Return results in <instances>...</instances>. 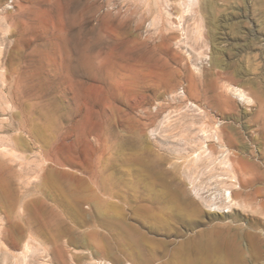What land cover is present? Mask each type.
<instances>
[{
    "label": "rangeland",
    "instance_id": "obj_1",
    "mask_svg": "<svg viewBox=\"0 0 264 264\" xmlns=\"http://www.w3.org/2000/svg\"><path fill=\"white\" fill-rule=\"evenodd\" d=\"M141 50L168 67L135 72ZM263 105L264 0H0V264H192L214 227L237 232L217 264H264Z\"/></svg>",
    "mask_w": 264,
    "mask_h": 264
},
{
    "label": "bare ground",
    "instance_id": "obj_2",
    "mask_svg": "<svg viewBox=\"0 0 264 264\" xmlns=\"http://www.w3.org/2000/svg\"><path fill=\"white\" fill-rule=\"evenodd\" d=\"M140 42H142V40ZM142 50L139 51L133 57V61H135V64H136L135 68H137V70L135 72H137V71L139 72L140 67L153 70V69H155L156 66H158L159 63H160V66H161V70L168 67V62L162 61L159 58L157 59L156 57H154L151 54L152 51L145 52V51H142ZM122 58H124V56H122ZM212 63H213V66H212L213 69L214 70H218L215 73V77L217 79L223 80V81L225 80L226 82H228V84H232L233 86H237V87H240V86L244 85V83L241 80H239V78L237 76V71L238 70H237V67H236L235 63L232 64L230 70L229 69L228 70L224 69L222 63L220 61H218V60H214ZM132 72H133V70H132ZM229 86H231V85H229ZM165 87L168 88L167 92L169 91L170 93H172V90H173L172 86L165 85ZM233 90H234V92L236 91L235 93L240 91V90L237 91V89H233ZM202 91L204 92V95L207 94L204 89H202ZM183 98H184V100H187L188 96L185 94V95H183ZM205 100H206V98H205ZM210 105H212V104H210ZM260 117L263 118V123H264V105H263V108H261V110L258 111V113L256 115V119H258ZM137 127L138 128L141 127L139 122H137ZM138 130H139L140 133L138 134V131H137L138 135L136 134V138L133 141V146H134V149H135V152H136L135 154L137 155L136 160H137V163H138V166H139L138 167V171L139 172L136 174V179H135V181L132 184L128 183L125 180H122V177H121V180L123 181V185H124L123 187H126V189H130L131 188V190H134V192L130 194L132 196V199L135 202H137L138 204L143 205V203L148 201V199H151L152 201H157L159 199L158 194H156V190H155L156 188L154 189L155 186L153 184H155L156 182H160L159 181L160 180V178H159L160 176L157 174L158 173L157 169H158V167L160 165L161 158H160L159 155L151 154V151H150V153H148L149 152L148 149H147L148 152L145 150L146 147L144 148V145H143L144 144L143 143L144 140H143L142 136L140 135L141 134V129L139 128ZM146 152H147V154H145ZM102 153H103V151H102ZM143 153L145 155H147V157H145L146 158L145 161H143V159L141 158V155L143 156ZM95 155H97L96 151H95ZM89 160L91 162L90 165L92 166L94 163H97L96 161L99 160V157L98 158L95 157L94 159L91 158ZM112 167H114V166H112ZM91 172H92L93 179H97L98 177H97L96 173L94 171H91ZM73 180H74V178H73ZM103 184H104V182H103ZM161 186H164L165 190L168 189V184L167 183H164V185H161ZM253 186L254 185L252 183L246 184V187H253ZM100 187H103L104 191H108L109 190L104 185H100ZM141 190L144 193H146V195L142 196L141 195L142 193L140 192ZM68 191L70 192L69 194H71V196L77 197L79 204L82 203V199L80 197V195L82 193L80 191H78V190H74L73 191L70 188L68 189ZM94 196L95 195L93 194V191H89V195L87 197L94 198ZM127 196L128 195H123L124 198H127ZM237 196H239V195L238 194L234 195L231 192L225 198L229 202H234L235 201V197H237ZM262 196H263V191L261 189L253 188V190H251L249 193H247V200H248L247 202H249V203H254V201L257 202L258 197L260 198ZM260 201H262V202L259 205L261 206V209H262V211L264 213V200H260ZM222 228H224V227H219V228L218 227H214L211 230L201 234L199 236L200 239L202 240L201 243L198 242L199 244L197 246H194V247H191V248H187V250H191L194 255H196V256L198 255L194 260L189 261V263H192V264H217L218 263V258L217 257L221 253L220 249H222L224 247L227 248L228 252H231L234 255L238 252V246L236 244V238H235V236H237V232H234V234H233L234 236H232L230 234L231 239H229L228 236H229L230 231L229 230L225 231L226 234L223 236L224 230H222ZM234 255H233V259H234ZM204 256H205V258L203 259Z\"/></svg>",
    "mask_w": 264,
    "mask_h": 264
}]
</instances>
